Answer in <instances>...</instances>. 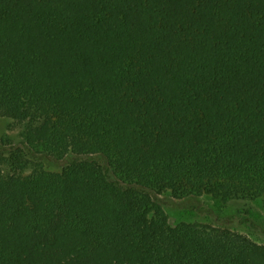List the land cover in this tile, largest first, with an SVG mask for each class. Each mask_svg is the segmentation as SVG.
<instances>
[{"label": "trees", "instance_id": "obj_1", "mask_svg": "<svg viewBox=\"0 0 264 264\" xmlns=\"http://www.w3.org/2000/svg\"><path fill=\"white\" fill-rule=\"evenodd\" d=\"M2 117L0 264H264L158 200L264 205V0H0Z\"/></svg>", "mask_w": 264, "mask_h": 264}, {"label": "rangeland", "instance_id": "obj_2", "mask_svg": "<svg viewBox=\"0 0 264 264\" xmlns=\"http://www.w3.org/2000/svg\"><path fill=\"white\" fill-rule=\"evenodd\" d=\"M25 125L10 118H0V145H19ZM46 168L60 171L61 167L47 162ZM169 215L171 225L181 222L208 224L216 228L240 232L257 242L264 241V205L261 200H230L224 202L208 196L176 198L171 192L158 196Z\"/></svg>", "mask_w": 264, "mask_h": 264}]
</instances>
